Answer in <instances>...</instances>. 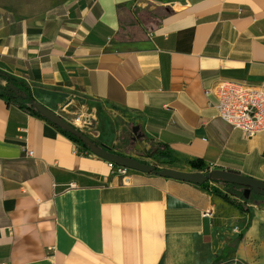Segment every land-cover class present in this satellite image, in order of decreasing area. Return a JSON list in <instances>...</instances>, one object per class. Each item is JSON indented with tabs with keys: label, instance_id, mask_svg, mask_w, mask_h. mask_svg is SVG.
<instances>
[{
	"label": "crops",
	"instance_id": "crops-1",
	"mask_svg": "<svg viewBox=\"0 0 264 264\" xmlns=\"http://www.w3.org/2000/svg\"><path fill=\"white\" fill-rule=\"evenodd\" d=\"M0 71L106 147L131 134L126 157L264 182V133L234 129L205 94L264 82V0H0ZM215 190L125 181L0 98V264H264V201L244 212Z\"/></svg>",
	"mask_w": 264,
	"mask_h": 264
},
{
	"label": "water",
	"instance_id": "water-1",
	"mask_svg": "<svg viewBox=\"0 0 264 264\" xmlns=\"http://www.w3.org/2000/svg\"><path fill=\"white\" fill-rule=\"evenodd\" d=\"M8 87L14 92L17 98L22 100L26 99V95L21 92L19 88L15 87L13 84H10ZM32 107L47 121L79 139L81 143H83L90 150L92 155L106 161L107 163L115 164L116 166L123 167L131 171L145 174H155L163 178H169L199 186H202L209 181H218L226 184L241 186L244 188L243 193L246 200L250 198L251 194L264 197L263 181H258L256 179L220 169L210 170L207 174L203 172H180L167 168L157 169L147 163H141L130 157L120 156L104 150L80 129L63 120L60 115L37 102H33ZM138 130L139 128L135 127L133 129V134H137Z\"/></svg>",
	"mask_w": 264,
	"mask_h": 264
},
{
	"label": "built area",
	"instance_id": "built-area-1",
	"mask_svg": "<svg viewBox=\"0 0 264 264\" xmlns=\"http://www.w3.org/2000/svg\"><path fill=\"white\" fill-rule=\"evenodd\" d=\"M205 94L211 97L210 104L216 110L217 117L234 129L242 131L249 138L264 133V82L254 86L243 81L225 79ZM28 156H33V153L29 152ZM108 165L115 175L125 181L129 180L131 170L111 163Z\"/></svg>",
	"mask_w": 264,
	"mask_h": 264
},
{
	"label": "trees",
	"instance_id": "trees-1",
	"mask_svg": "<svg viewBox=\"0 0 264 264\" xmlns=\"http://www.w3.org/2000/svg\"><path fill=\"white\" fill-rule=\"evenodd\" d=\"M0 78L6 82L5 86H0V98H2L8 105L14 104V105L18 106L19 108H21L23 111H25V112L33 115V116H37L39 118L46 120L45 118H43L41 115H39L33 109L32 103L35 102V99L33 98L30 89L23 82L15 79L14 77L8 76L7 74H5L1 71H0ZM10 84H13L15 87L19 88L20 91L26 95V99L22 100V99L17 98L16 95L14 94V92L11 89H9L8 86ZM53 126H55V125H53ZM56 128L62 134H64L66 137H68L70 140H72L75 144H77V146H78V148L82 154H87V155L91 154L90 150L83 143H81V141L79 139H77L76 137L72 136L71 134L67 133L66 131H64L58 127H56ZM131 137H132L131 134H128V137L126 139L122 140V143H120L119 145L112 147V148L104 146L103 144L99 143L97 140H95L91 137H89V138H91L98 146L102 147L104 150L109 151V152L114 153V154H117V155H120V156H125L122 153L121 149L127 148L130 146ZM148 155H154V154H152V151L150 150L148 152ZM158 157L161 160H166V159L170 158V155L167 153H159ZM142 163H144V162H142ZM189 166L193 170H197V171H200V172H203L206 174L210 171V169L207 166H205V164L202 163V161H199V160L189 162ZM209 182L222 185L224 192L215 190L214 194L217 195L218 197L222 198L223 200H225L227 203L241 209L244 212H250L251 211L250 208L246 207L247 204H256V203L258 204V203H261L264 201V197H261V196L255 195V194H251L250 198L248 200H246L244 198V193H243L244 188L241 186L226 184V183H222V182H218V181H209ZM207 183H205L202 186L203 187L207 186ZM234 199H237V200L241 201L242 203H237ZM247 228H248V226H247ZM243 234H244V232H242L237 237V241L240 242L242 240Z\"/></svg>",
	"mask_w": 264,
	"mask_h": 264
},
{
	"label": "rangeland",
	"instance_id": "rangeland-1",
	"mask_svg": "<svg viewBox=\"0 0 264 264\" xmlns=\"http://www.w3.org/2000/svg\"><path fill=\"white\" fill-rule=\"evenodd\" d=\"M151 151H152V154H158V150L157 149H155V148H153V149H151ZM148 154V153H147ZM164 163H166V162H163L162 164L161 163H158V167L159 168H164ZM154 166H156V165H154Z\"/></svg>",
	"mask_w": 264,
	"mask_h": 264
}]
</instances>
